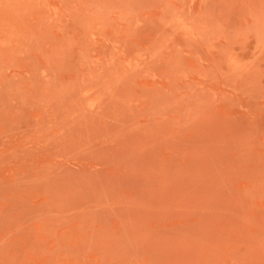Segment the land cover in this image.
<instances>
[{"label":"rangeland","instance_id":"1","mask_svg":"<svg viewBox=\"0 0 264 264\" xmlns=\"http://www.w3.org/2000/svg\"><path fill=\"white\" fill-rule=\"evenodd\" d=\"M0 264H264V0H0Z\"/></svg>","mask_w":264,"mask_h":264}]
</instances>
